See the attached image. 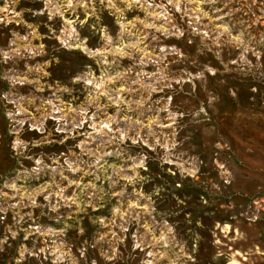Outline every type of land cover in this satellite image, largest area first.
<instances>
[{
  "label": "rangeland",
  "instance_id": "374dc122",
  "mask_svg": "<svg viewBox=\"0 0 264 264\" xmlns=\"http://www.w3.org/2000/svg\"><path fill=\"white\" fill-rule=\"evenodd\" d=\"M0 264H264V0H0Z\"/></svg>",
  "mask_w": 264,
  "mask_h": 264
}]
</instances>
